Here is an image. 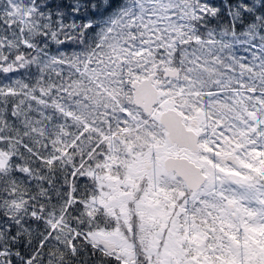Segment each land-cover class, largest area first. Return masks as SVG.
Wrapping results in <instances>:
<instances>
[{"label":"snow or ice","instance_id":"obj_1","mask_svg":"<svg viewBox=\"0 0 264 264\" xmlns=\"http://www.w3.org/2000/svg\"><path fill=\"white\" fill-rule=\"evenodd\" d=\"M0 264H264V0H0Z\"/></svg>","mask_w":264,"mask_h":264}]
</instances>
